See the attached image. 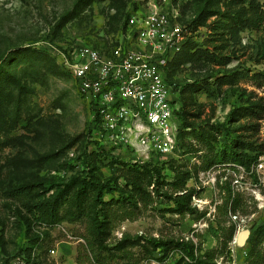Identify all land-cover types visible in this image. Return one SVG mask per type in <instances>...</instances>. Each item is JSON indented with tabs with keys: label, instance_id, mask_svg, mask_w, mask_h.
Listing matches in <instances>:
<instances>
[{
	"label": "rangeland",
	"instance_id": "374dc122",
	"mask_svg": "<svg viewBox=\"0 0 264 264\" xmlns=\"http://www.w3.org/2000/svg\"><path fill=\"white\" fill-rule=\"evenodd\" d=\"M172 1L191 39L171 67L183 134L174 156L136 157L95 141L56 49L110 42L152 0H0V264H173L181 249L156 245L180 240L215 264L264 257V0Z\"/></svg>",
	"mask_w": 264,
	"mask_h": 264
},
{
	"label": "built area",
	"instance_id": "2783aa9c",
	"mask_svg": "<svg viewBox=\"0 0 264 264\" xmlns=\"http://www.w3.org/2000/svg\"><path fill=\"white\" fill-rule=\"evenodd\" d=\"M179 17L172 0H152L110 42L56 49L90 108L100 146L123 147L136 157L174 156L182 128L180 90L168 73L188 39Z\"/></svg>",
	"mask_w": 264,
	"mask_h": 264
},
{
	"label": "trees",
	"instance_id": "16d2710c",
	"mask_svg": "<svg viewBox=\"0 0 264 264\" xmlns=\"http://www.w3.org/2000/svg\"><path fill=\"white\" fill-rule=\"evenodd\" d=\"M259 19H263L261 17H257V19L254 21L255 24H259L258 20ZM257 26V25H256ZM126 27H124L125 29ZM191 39H187L183 49L179 52L180 54L184 52V49L188 48L189 45L191 44ZM178 53V54H179ZM11 54V53H10ZM10 54H7L5 57L7 58L8 56H10ZM177 54V55H178ZM3 57L0 61V71L5 69V65H4V58ZM176 56L174 57V59L172 60V62L169 65V77L171 78V67L173 65V62L175 61ZM178 115H180V118L182 117V114L180 111H177ZM182 120V119H181ZM183 128H181L180 131V136L183 134ZM183 182V181H182ZM184 185L181 184L180 186L177 185L176 189L178 191H183ZM190 199L191 197H187L185 196V194H175L174 195V200L177 203L178 206L183 207L180 212L184 213V211H189L191 210V206H190ZM130 213L125 211V215H122L123 218L125 219H130L131 215H129ZM255 238L257 240H262L264 238V223L262 225H260L256 231H255ZM119 244L121 246V248H124L126 246H128V244L131 245H135L138 244V240L136 237H130L129 235H125L124 237H122L119 240ZM157 247H163L164 250H166V253H169L171 250H174L176 248H180L182 251V256L173 264H215L213 261V258L209 257V251H205L203 253H201L202 248L201 247H196L195 243H193L192 241H184V240H180V241H167V242H162L156 245ZM247 260V264H262L264 261V257L263 254L258 250V246L256 244H252L251 245V249L248 253V256L246 258ZM82 264V263H80Z\"/></svg>",
	"mask_w": 264,
	"mask_h": 264
},
{
	"label": "water",
	"instance_id": "95a60500",
	"mask_svg": "<svg viewBox=\"0 0 264 264\" xmlns=\"http://www.w3.org/2000/svg\"><path fill=\"white\" fill-rule=\"evenodd\" d=\"M250 231L249 230H244L241 233H239L238 235V241L240 244L245 243V240L247 239V237L249 236Z\"/></svg>",
	"mask_w": 264,
	"mask_h": 264
}]
</instances>
